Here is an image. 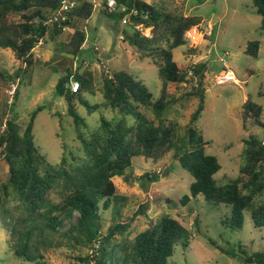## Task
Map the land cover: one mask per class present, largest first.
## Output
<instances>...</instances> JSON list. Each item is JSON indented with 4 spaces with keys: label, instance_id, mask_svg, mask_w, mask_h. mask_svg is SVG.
Returning <instances> with one entry per match:
<instances>
[{
    "label": "rangeland",
    "instance_id": "1",
    "mask_svg": "<svg viewBox=\"0 0 264 264\" xmlns=\"http://www.w3.org/2000/svg\"><path fill=\"white\" fill-rule=\"evenodd\" d=\"M103 1L98 0L99 3ZM143 1L167 13L198 16L204 21L201 28L194 27L185 34V39L188 35L191 40L189 33L194 29L200 36L197 42L186 39L185 45L172 50L173 60L182 71H190L200 63L205 65L203 101L201 103L197 96H192L198 82L189 73L185 83L167 85L168 106L163 116L166 121L178 124L176 139L179 140L184 137L191 115L202 104L195 130L206 143L205 152L217 158L221 169L214 179L218 185H224L238 176L243 164L242 140L249 137L264 139V127L249 123L244 129L241 118L242 103L249 97L262 107L261 121L264 124V30L260 29V17L255 13L252 0ZM101 9L94 8L88 21L71 20L59 35L53 34L54 25L46 26V35L26 62L16 60L11 50L0 48V134L6 120L13 119L24 128L30 114L41 107L35 116L32 134L39 153L50 165H57L64 152L81 156L77 151L79 144L72 119L67 114V103L55 92L58 80L67 73L72 77L88 71L93 77V93H82V99L88 105L99 107L88 112L84 105L77 101L75 104L76 112L85 120L89 130L98 125L100 117L111 121L121 118L115 111L101 105L103 99L99 88L105 73L127 72L145 84L153 100L160 95L162 81L156 66L150 59H141L137 49L123 39L126 33H131L130 26ZM10 20L18 22L20 18L13 15ZM75 28L86 33L80 55L61 54L57 50L59 44L67 42ZM208 32L207 36L205 33ZM143 34L148 36L149 30H143ZM251 41L260 43L256 59L244 54ZM226 69L233 71L239 85L218 82L221 72ZM11 86L15 87L13 97L9 94ZM148 116L153 119L152 115ZM126 122L128 126L134 123L128 117ZM145 173L157 175L159 179L154 182L141 179ZM7 179L8 166L0 150V182L5 183ZM112 181L120 199L112 201L107 210H100L103 234L110 225L129 222L134 216L124 236V239L132 240L162 216L168 215L178 220L192 237L186 248L175 247L168 264H244L223 254L217 247L237 255L239 249L247 255L264 253V228L254 227L248 212L243 213L242 228L235 230L221 223L230 213L224 204L207 202L202 196L181 204V198L189 194L193 179L172 159V151L157 153L152 158L133 157L131 167L122 176L113 177ZM50 200L59 203L60 192L52 191ZM258 200L264 201V196ZM16 206L14 199L7 198L2 207L8 210V214L0 211V264H94L92 245L83 240L80 242L77 233L68 237L63 234L70 224L76 222L77 213L71 220L64 219L57 233L48 229H43L42 233L35 228L32 230L29 255L33 261L16 256L14 249L21 238L10 236L9 226L15 223L18 230L24 232L35 225V219L26 218L22 209ZM36 224L39 228L44 226L43 221ZM119 240L121 237L116 236V241ZM115 254L116 258L122 255L121 252Z\"/></svg>",
    "mask_w": 264,
    "mask_h": 264
},
{
    "label": "trees",
    "instance_id": "2",
    "mask_svg": "<svg viewBox=\"0 0 264 264\" xmlns=\"http://www.w3.org/2000/svg\"><path fill=\"white\" fill-rule=\"evenodd\" d=\"M59 1L0 0V48L11 50L18 61L29 60L32 50L46 35L44 22L58 8ZM116 2L117 10L101 11L125 20L130 26L131 33H126L123 39L137 49L141 59H150L156 66L162 81L160 95L153 100L145 84L127 72L119 71L112 75L105 73L99 88L103 99L101 105L115 111L121 118L111 121L100 117L98 125L89 130L85 120L76 112L75 104L77 101L84 105L88 112L99 107L88 105L82 99V93H93L92 75L84 71L80 75L71 77L67 73L61 77L55 92L67 103V114L72 119L79 144L77 151L81 156L71 151L64 152L57 165L47 163L34 143L33 123L41 107L30 114L24 128L13 119L5 121L0 134V150L8 166V179L5 183L0 182V211L8 214L2 205L7 198H11L26 218L32 221L35 219V225L24 232H20L15 223L8 228L10 236L21 238L19 245L15 246V255L26 261H33L29 255V242L34 228L40 233L43 229L57 233L63 220H71L73 214L77 213L76 222L70 224L63 234L68 237L77 233L80 242L83 240L92 245L91 259L94 264H168L175 247L180 245L186 248L192 239L189 231L178 220L168 215L162 216L151 228L139 232L132 240L124 239V236L134 216L129 222L110 225L104 234L101 233L100 222V210H107L112 201L120 199L112 178L122 176L131 167L133 157L152 158L157 153L167 151H172V159L193 179L189 194L181 198L182 205L189 202L190 198L202 196L207 202L224 204L230 209L229 217L221 221L226 227L241 229L243 213L248 212L254 227L264 228V201L258 200L264 196V147L260 145V139L249 137L242 140L243 164L239 167L238 176L224 185H218L214 176L221 166L215 156L205 152L206 143L195 130V123L203 110L201 103L205 65L200 63L190 71H182L173 60L172 50L186 44V32L194 27L199 28L202 19L198 16L167 13L143 0ZM252 6L260 17V29L264 30V0H252ZM93 10L91 2L82 0L69 13V19L63 27L73 19L88 21ZM13 15L18 16L20 21H11ZM146 29L149 30L148 36L143 34ZM85 40V31L75 28L68 41L60 43L57 50L66 56L77 57ZM259 46V41L248 42L244 54L256 59ZM189 72L198 82L192 96H197L201 103L191 115L184 137L178 140V124L166 121L163 116L168 106L167 85L185 83ZM70 78L79 82L76 93L66 88ZM241 107L244 129L249 123L264 127L260 105L247 97ZM127 117L134 121L130 126L127 125ZM140 178L154 182L159 176L145 173ZM52 191L60 192L59 203L50 200ZM37 221H43L44 226L37 227ZM116 236H120L121 240L116 241ZM211 244L215 245L214 242ZM217 248L244 264H264L262 252L247 255L239 249L237 255L224 248ZM116 252L122 255L116 258Z\"/></svg>",
    "mask_w": 264,
    "mask_h": 264
},
{
    "label": "built area",
    "instance_id": "3",
    "mask_svg": "<svg viewBox=\"0 0 264 264\" xmlns=\"http://www.w3.org/2000/svg\"><path fill=\"white\" fill-rule=\"evenodd\" d=\"M81 1L82 0H60L58 8L55 11H53L49 16V18L44 22V26L54 25L56 27H63L65 25L64 23H66L67 20L69 19V13H71L74 9H76ZM88 1L92 3L94 8L102 7V9H105L107 12H113L118 8L116 0H104V4L103 2L99 3L98 0H88ZM121 10H123V8H121ZM209 33L210 32L205 34L208 36ZM186 39L190 40L188 35ZM189 73L192 75V72ZM218 82L219 83L232 82L238 85L240 84V81L237 80L233 71L230 69H226L221 72L218 78ZM68 87L73 93H76L79 90V82L71 79ZM14 92H15V87L11 86V90L9 91L11 97L14 96ZM260 145L264 147V139H260ZM96 247L97 246H95V248Z\"/></svg>",
    "mask_w": 264,
    "mask_h": 264
},
{
    "label": "bare ground",
    "instance_id": "4",
    "mask_svg": "<svg viewBox=\"0 0 264 264\" xmlns=\"http://www.w3.org/2000/svg\"><path fill=\"white\" fill-rule=\"evenodd\" d=\"M189 35L191 37L192 42H197V40L200 38V36L197 34V32L194 29L189 33Z\"/></svg>",
    "mask_w": 264,
    "mask_h": 264
},
{
    "label": "water",
    "instance_id": "5",
    "mask_svg": "<svg viewBox=\"0 0 264 264\" xmlns=\"http://www.w3.org/2000/svg\"><path fill=\"white\" fill-rule=\"evenodd\" d=\"M54 35H59L63 31V27L54 28Z\"/></svg>",
    "mask_w": 264,
    "mask_h": 264
},
{
    "label": "crops",
    "instance_id": "6",
    "mask_svg": "<svg viewBox=\"0 0 264 264\" xmlns=\"http://www.w3.org/2000/svg\"><path fill=\"white\" fill-rule=\"evenodd\" d=\"M204 25V21L202 20V22L200 23L199 27L201 28ZM245 99V97H244Z\"/></svg>",
    "mask_w": 264,
    "mask_h": 264
}]
</instances>
